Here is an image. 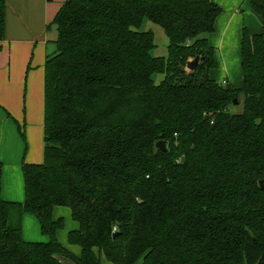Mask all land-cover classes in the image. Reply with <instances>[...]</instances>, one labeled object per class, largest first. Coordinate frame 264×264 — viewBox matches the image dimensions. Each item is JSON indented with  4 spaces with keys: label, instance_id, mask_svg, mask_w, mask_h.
I'll return each mask as SVG.
<instances>
[{
    "label": "trees",
    "instance_id": "trees-1",
    "mask_svg": "<svg viewBox=\"0 0 264 264\" xmlns=\"http://www.w3.org/2000/svg\"><path fill=\"white\" fill-rule=\"evenodd\" d=\"M251 8L264 24V0ZM4 12L0 0V42ZM221 13L211 0L62 4L44 64L43 161L21 165L22 204L2 199L0 164V264H264V31L242 30L234 90L208 76ZM145 21L163 30L166 56L152 55ZM55 207L78 224L67 235L77 257L56 240ZM23 212L47 243L22 240Z\"/></svg>",
    "mask_w": 264,
    "mask_h": 264
},
{
    "label": "crops",
    "instance_id": "crops-1",
    "mask_svg": "<svg viewBox=\"0 0 264 264\" xmlns=\"http://www.w3.org/2000/svg\"><path fill=\"white\" fill-rule=\"evenodd\" d=\"M65 1L5 0L4 39L0 42V164L3 167L1 196L8 202H24L22 163L41 164L43 161L44 64L46 57L54 53L56 40V31L49 25ZM211 1L224 11L216 18L214 32L207 40L213 47L216 65L219 60L215 49L219 50L224 61L222 72L226 74L217 75L210 70L208 76L240 89V84L234 86L229 82L227 69L231 49L239 45L240 29L255 35L264 31V24L253 12L252 0ZM20 133L25 135L27 148ZM52 216L54 220H70L56 233V240L72 255L79 256L80 248L68 244L67 240L68 233L78 229L70 210L55 207ZM21 238L28 243H47L37 219L30 213L21 215ZM58 259L63 264H72L67 259ZM100 264L111 263L101 256Z\"/></svg>",
    "mask_w": 264,
    "mask_h": 264
},
{
    "label": "rangeland",
    "instance_id": "rangeland-1",
    "mask_svg": "<svg viewBox=\"0 0 264 264\" xmlns=\"http://www.w3.org/2000/svg\"><path fill=\"white\" fill-rule=\"evenodd\" d=\"M142 30L143 31H150L153 34L155 47H154V49L151 52L152 55L154 57H164V56H166V48H167V45H168V39L164 35L163 30L159 26H157V25H155V24H153V23H151L149 21H145L144 22ZM242 30L240 29V34L242 33ZM209 46L212 47L211 45H209ZM231 52H232V54L229 55V69H227V72L229 74V82L233 83L234 86H237V83L240 84V89H241L242 73H241V68H240L241 57H240L239 45H238V47H235L234 49H231ZM215 53H216L217 59L219 60V65H216V67L214 69H212L210 73H215L217 75L221 73L222 76H224L226 74L225 71L222 72V70L224 69V67H223L224 66V61L221 60V57L219 55V50L217 48L215 49ZM186 71L188 73L190 72L188 69H186ZM162 78L163 77H161V76H156L155 77L156 83L160 82L162 80ZM231 88L234 89L233 87H231ZM240 89H234V90H240ZM242 99H243L242 96L239 97V104L231 106V108H230L231 113L239 114V113L242 112V110H243L242 109ZM22 141H23V143L25 145V148H27V146H28L27 140H23L22 139ZM59 208L63 209V211H65V210L69 211V210H67L68 208H64V207H59ZM62 219L64 221V226H65L67 221L68 222L70 221L69 219L67 221H65L64 218H62ZM67 230L68 229H65L64 231L67 233ZM46 239H47V242H48L49 241L48 237ZM138 262L141 263V260H139Z\"/></svg>",
    "mask_w": 264,
    "mask_h": 264
},
{
    "label": "water",
    "instance_id": "water-1",
    "mask_svg": "<svg viewBox=\"0 0 264 264\" xmlns=\"http://www.w3.org/2000/svg\"><path fill=\"white\" fill-rule=\"evenodd\" d=\"M199 61V57H196L195 59H193L192 61H189L186 65V69H188L189 71H194L196 69V66L198 64ZM235 105L237 104V101H234ZM157 149L165 152L167 150V144L165 142L159 141L156 143L155 146ZM260 185V189H264V184L262 181L259 182ZM116 234H113V236H115Z\"/></svg>",
    "mask_w": 264,
    "mask_h": 264
}]
</instances>
